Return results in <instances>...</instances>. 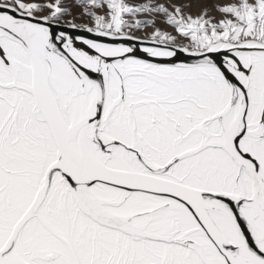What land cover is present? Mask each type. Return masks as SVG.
Instances as JSON below:
<instances>
[{
	"label": "snow or ice",
	"instance_id": "snow-or-ice-1",
	"mask_svg": "<svg viewBox=\"0 0 264 264\" xmlns=\"http://www.w3.org/2000/svg\"><path fill=\"white\" fill-rule=\"evenodd\" d=\"M75 6L0 0V264H264V0Z\"/></svg>",
	"mask_w": 264,
	"mask_h": 264
},
{
	"label": "rangeland",
	"instance_id": "rangeland-1",
	"mask_svg": "<svg viewBox=\"0 0 264 264\" xmlns=\"http://www.w3.org/2000/svg\"><path fill=\"white\" fill-rule=\"evenodd\" d=\"M222 2H224V0H125V3H127L131 6H139V5H142L145 3H164V4L178 3V4H184V5H188V7H186L184 9L185 14H191L193 17L202 14V12L205 9H208L210 14H212L211 13L212 6L217 4V3H222ZM62 6L70 9L71 13L73 15L82 11L81 8H77L75 6V0H62ZM137 19H140V20L155 19L158 23V26H160L163 30L171 31V29H168L163 25L162 19L159 17H151L150 18V17L141 15V16H138ZM84 20H86V17H83L81 19H77L76 22L81 23ZM150 30L151 29H147V30H144L138 34L144 35L146 31H150Z\"/></svg>",
	"mask_w": 264,
	"mask_h": 264
}]
</instances>
